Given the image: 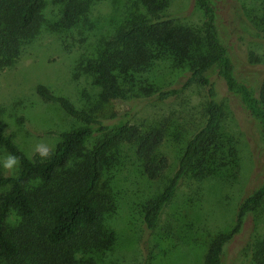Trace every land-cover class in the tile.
<instances>
[{
  "label": "trees",
  "instance_id": "obj_1",
  "mask_svg": "<svg viewBox=\"0 0 264 264\" xmlns=\"http://www.w3.org/2000/svg\"><path fill=\"white\" fill-rule=\"evenodd\" d=\"M57 1L63 3L60 24L71 28L87 15L91 4L101 0ZM260 2L262 15L254 14L253 21L231 16L239 39L264 43V0ZM45 3L0 0V67L13 64L22 42L38 33ZM170 3L132 0L131 14L105 36L106 47L100 55L86 62L92 82L101 89L106 119L95 113L97 109L77 107L54 94L45 84L36 86L40 98L58 104L83 123L60 133L49 158H29L5 133L0 119V150L21 161L14 174L0 172V264H98L93 254L109 244L104 211L115 198L111 176L105 174L109 155L120 144H131L143 174L156 180L168 168V158L159 153L161 144L167 135L181 134L184 143L175 170L161 190L141 205L145 230H154L186 177L202 180L219 158L237 153L236 143L224 137L226 107L218 78L225 95L240 98L264 138V70L252 86L234 76V63L220 39L211 0H195L202 15L199 24L182 22L169 13ZM235 27L230 24L231 29ZM169 71L186 75L182 82L173 81L165 78ZM193 85L205 93L201 124L194 130L180 125L173 133L170 117L132 122L140 103H166ZM117 104L122 108L117 110ZM252 156L254 168H259L256 155ZM255 177L245 181L233 224L215 235L203 264H221L223 247L240 232L247 212L264 209V184L253 190ZM250 264H264V236L252 246Z\"/></svg>",
  "mask_w": 264,
  "mask_h": 264
},
{
  "label": "rangeland",
  "instance_id": "obj_2",
  "mask_svg": "<svg viewBox=\"0 0 264 264\" xmlns=\"http://www.w3.org/2000/svg\"><path fill=\"white\" fill-rule=\"evenodd\" d=\"M131 2L96 1L73 27L64 28L60 24L63 3L46 0L38 33L22 42L13 64L0 67L2 126L29 158L37 155L34 153L37 142L46 143L52 151L61 132L83 124L67 115L58 104L40 98L36 93L38 84H45L54 94L67 98L77 107L97 109L95 113L107 118L101 89L92 82L85 66L105 49V36L131 14ZM211 2L220 39L234 63V76L254 85L264 70V43L248 37L244 41L239 39L231 16L253 21L254 14L262 15L260 0ZM168 12L185 23L201 22L195 0H171ZM185 75L186 72L169 71L165 78L182 82ZM217 82L226 107L222 123L224 137L236 143L237 153L219 158L218 164L208 168L207 177L202 180L194 175L186 177L163 210L157 227L147 231L142 222V202L158 193L172 175L182 153L184 136H166L159 153L168 158V168L156 180L143 174L133 146L120 144L107 159L105 174L111 176L115 198L113 205L104 211V232L109 244L93 254L98 264H203L204 254L215 235L233 224L245 181L256 174L252 189L264 184L261 129L243 108L240 98L225 95L222 80L218 78ZM204 97V90L193 85L166 103H140L132 122L142 124L170 117L174 120L170 127L173 133L181 129L180 125L192 131L201 124L200 105ZM121 108L117 104L116 109ZM252 154L256 155L259 168H254ZM6 155L0 150V172L14 174L17 168L12 171L3 168ZM262 236L264 209L248 211L240 232L224 245L221 264H250L252 246ZM84 256L87 258L88 254Z\"/></svg>",
  "mask_w": 264,
  "mask_h": 264
},
{
  "label": "clouds",
  "instance_id": "obj_3",
  "mask_svg": "<svg viewBox=\"0 0 264 264\" xmlns=\"http://www.w3.org/2000/svg\"><path fill=\"white\" fill-rule=\"evenodd\" d=\"M34 153L39 155L41 160H46L51 155L50 147L44 142H37L34 146ZM3 168L8 171H12L19 167L21 161L18 156L13 153H9L3 158Z\"/></svg>",
  "mask_w": 264,
  "mask_h": 264
}]
</instances>
